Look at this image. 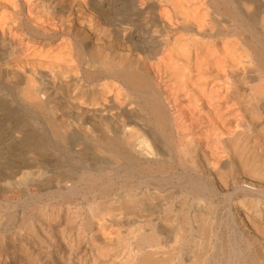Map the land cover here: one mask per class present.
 Returning <instances> with one entry per match:
<instances>
[{"label": "bare ground", "instance_id": "bare-ground-1", "mask_svg": "<svg viewBox=\"0 0 264 264\" xmlns=\"http://www.w3.org/2000/svg\"><path fill=\"white\" fill-rule=\"evenodd\" d=\"M20 206L0 264H264V0H0Z\"/></svg>", "mask_w": 264, "mask_h": 264}, {"label": "rangeland", "instance_id": "rangeland-1", "mask_svg": "<svg viewBox=\"0 0 264 264\" xmlns=\"http://www.w3.org/2000/svg\"><path fill=\"white\" fill-rule=\"evenodd\" d=\"M64 150V151H63ZM59 149V151L60 152H56V154H57V160H56V162H55V164L54 165H52V170H51V175H55V176H57L56 174H58V176H60V174H62L61 176H66L67 174H69V171L71 170V169H74L75 167H76V165L74 166L73 165V162H71L72 160H70V157H69V155H67V152L65 151V149ZM55 151V150H54ZM66 152V153H65ZM49 153H51L50 152V150H49ZM59 158V159H58ZM63 160V161H62ZM63 163V164H62ZM62 164V165H61ZM58 166V167H57ZM61 166H62V168H61ZM73 167V168H72ZM55 168V169H54ZM61 168V169H60ZM68 168V169H67ZM54 169V170H53ZM67 170V171H66ZM65 173H64V172ZM55 174H54V173ZM67 172V173H66ZM53 173V174H52ZM20 208V210H14V207L12 208V207H10V208H8V209H4L5 210V212H4V210L1 212V214H0V218L1 219H3V217H4V215L5 214H10V216H12L14 213V215L16 216V214L18 213V212H21V210H23V206H20L19 207ZM9 209L11 210V211H14V212H10L9 211ZM7 210V211H6ZM17 212V213H16ZM5 213V214H4ZM3 216V217H2ZM12 219H13V221L15 220L14 219V216H12ZM18 220L20 219V218H17ZM15 220L14 222L13 221H11L12 223H10V224H8V225H6L5 223H4V225L6 226L5 227V229H3V230H5V231H3L4 233L3 234H1V235H3L4 236V239L6 240L5 242H6V244H8L9 245V241H10V237H12L13 236V234H17V232H18V226L19 225H17V224H19V222H20V220L18 221V220ZM18 221V222H17ZM15 223V224H14ZM9 225H11V226H9ZM9 228V229H8ZM6 229H8V230H6ZM16 230H17V232H16ZM8 254V253H7ZM10 254H12L11 252H10ZM4 255V256H3ZM2 256V257H1ZM5 254H1L0 255V258L2 259V258H4V260H5ZM9 257H11V255H9ZM3 260V259H2Z\"/></svg>", "mask_w": 264, "mask_h": 264}]
</instances>
